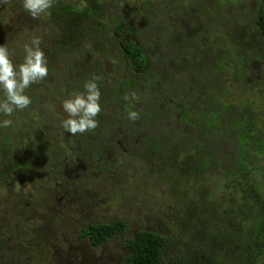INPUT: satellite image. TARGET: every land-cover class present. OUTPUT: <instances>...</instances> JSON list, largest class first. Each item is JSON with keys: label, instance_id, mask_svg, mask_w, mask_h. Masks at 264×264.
<instances>
[{"label": "trees", "instance_id": "obj_1", "mask_svg": "<svg viewBox=\"0 0 264 264\" xmlns=\"http://www.w3.org/2000/svg\"><path fill=\"white\" fill-rule=\"evenodd\" d=\"M87 1L82 0L81 4H74L65 0H54L53 7L49 9V22L42 21V26L46 30L41 40V45L46 47L44 53L49 69L46 79L54 80L49 85L51 86L50 94L64 92L65 99L70 93L76 91L72 85L75 74L73 68L86 69L80 77L84 79V83L93 76L101 77L96 81L101 92L102 109L96 117L98 127L83 133L88 134L89 138L88 140L82 138L80 149L85 151L88 157H91L89 154L91 149L98 150L102 161L101 167L105 168L102 158L106 144L102 140L108 138L110 130H125L126 128L117 124L119 116L121 114L127 116L129 111L137 110L139 118L135 121L136 123L130 120L128 122L137 126L138 131L141 132V146L146 147L150 154L160 153L164 139L170 149H176L177 145L185 142L183 157L185 163L183 166L171 167L173 174L185 176V182H189L192 187L194 184L202 186L206 180L205 176L221 178L231 186L229 190H232L226 203L220 202L217 205L214 203L216 206L211 203L212 207L205 208L212 211L209 215L201 212L203 208L195 207V202L187 204L185 221L188 220L189 215H197L196 218L202 225L197 227L193 222L180 221L185 228H187L186 224L192 228L189 234L190 250L188 254L186 252V255L190 257L179 255L167 263L164 256L166 251L172 248L173 242L156 231L139 230L128 240V253L123 258L122 264H191L192 258L204 255V249H200L205 245L211 246L212 257L208 264H264V105L262 108L255 107L258 101L255 97L264 98V83L261 84L258 94L253 97L249 95L248 100L245 99L246 102L229 100L224 90L217 95L216 88L208 86L211 81L215 83L214 86L222 82L215 78H226L225 80L229 81L226 77L229 66H232V62L240 60V54L235 50H220L213 46L217 44L224 47V44H233V37L226 39L216 31L218 24L222 23V17L218 19L205 18V16L204 18L193 17V13L211 10L208 6L197 8L200 2H203L202 0H189L195 4L185 2L187 7L183 5V1L186 0H162L160 4L154 6H150L147 0H139L141 3L138 9L130 8L132 21H128L124 12L109 2ZM236 1L237 5L241 4L239 0ZM159 5L165 8L163 11L156 10L157 15L154 18L155 10L152 8ZM166 7H169V10ZM239 7L242 10L243 5ZM261 7L262 11H259L258 17L252 15L250 18L254 19V23L257 21L256 26L264 37V0ZM0 8H2L0 46L6 45L11 54L18 43L12 39L13 37L5 38V26H11L9 21L14 20L19 14L24 15L25 21L21 23L32 29V32H34V25L29 22L32 20L39 24L41 22L33 19L29 13L26 14L21 0H7V3H0ZM233 8L231 6L229 10ZM163 14L164 22L173 20L180 25L178 27L171 23L167 31L163 33L169 41L166 40L159 45L160 42L148 35L153 33L152 26H156L153 20L157 21ZM2 25L4 27H1ZM136 27L139 28L136 29ZM140 30H143L141 37L138 36ZM53 32L55 33L50 36L49 34ZM132 35H135V40L138 39L137 43L129 40ZM257 36L260 39L258 31ZM237 44L240 45V39ZM23 45L18 46L22 52ZM262 45L263 40L258 46L261 51L253 50L252 52L256 62H264ZM11 46L14 49H11ZM161 46H169L170 52L167 51L160 56ZM183 46L190 50L187 51ZM158 48L159 51H157ZM110 50L114 52L120 68L131 70L132 77L119 82L116 89L107 87L106 90H102V84L109 82L110 77L104 78L100 74L87 72L90 67L87 63L94 55L92 53H98L101 58H104ZM20 55H24V52ZM11 56L17 65L23 61L22 56L21 58H17L14 54ZM178 56L182 57V60ZM166 61L168 63L165 65ZM161 62H163L165 77H173L168 73L174 70L173 65L179 73L176 77L185 74L186 84L183 95L176 97L175 91H171V85H165L159 81L160 76L157 75V70H162L159 65ZM60 63L63 66L57 69L56 65ZM95 69L100 72L104 70L101 65H97ZM76 73L78 74V70ZM44 81L32 84L26 90V94L32 100L27 109L15 111L12 117L0 115V121L6 118L15 120L9 128L0 127V165H5L3 167L5 176L0 179V186L3 184L10 186V180L13 182L15 178L17 181L16 178L21 177L20 174L26 175L32 171L34 161L39 159L46 161L54 158V170L47 172L52 177L64 175L63 171L61 174L58 172L59 168H64V158L79 159L77 147L75 148V145L70 142L71 134L70 137L59 134L58 139L52 135L56 143L51 144L50 135L45 133L41 135V132L35 130L36 119L40 118L38 115H40V100L45 90ZM241 81L238 87L244 89L241 86L248 84L247 80ZM249 82L258 87L254 81ZM146 85L148 86L145 92L147 96L145 109L134 106L143 99L141 96L137 100L121 101L123 95L133 86V89H136L134 91L137 92L140 86ZM58 95L54 102L58 101ZM2 96L3 93L0 92V97ZM113 104H116L115 108L109 110L108 107ZM233 104H241V107H237L240 111L237 115L229 113ZM171 110L176 111L171 119L175 123V129H172L168 136H165V133L159 136L148 135L147 127L163 124L161 119L158 120L155 116L163 111ZM183 128H185V134L180 133ZM225 135L230 138H225ZM21 136L27 143L33 145L23 149L22 157L17 160L16 150L20 148ZM87 141H90L92 146ZM102 143L105 146H102ZM184 147L181 151H184ZM93 161L96 159L93 158ZM81 169L84 170V166H81ZM48 178L51 177L48 176ZM205 195L203 193L200 196L205 202L212 198ZM206 204L210 205L208 202ZM217 208H219L218 211H216ZM205 219L208 220L207 223ZM127 230V223L122 220L112 223H91L80 232L79 237L88 239L91 246L98 249L110 239L125 234ZM197 230H199L197 233L199 236L195 237ZM167 234L170 232L168 231Z\"/></svg>", "mask_w": 264, "mask_h": 264}, {"label": "rangeland", "instance_id": "obj_2", "mask_svg": "<svg viewBox=\"0 0 264 264\" xmlns=\"http://www.w3.org/2000/svg\"><path fill=\"white\" fill-rule=\"evenodd\" d=\"M100 1L109 2L118 7L124 12L128 21H132L130 8L136 7L138 9L141 3L139 0ZM241 1H245L247 3L246 8H249L253 3L261 0ZM147 2L150 6H154L160 4L162 0H147ZM185 2L187 4L190 2L195 4V2L186 0L183 1L184 7H187ZM209 3V0L200 2L197 8H205ZM222 3L223 1L220 0L218 5ZM164 8L165 6L160 5L152 8V10H155L153 12L155 14L154 18L157 15L156 10L163 11ZM166 8L169 10V7ZM1 10L2 8H0ZM245 14H247V18L243 19V23H245L250 34L253 32L250 47L252 50L259 52L258 46L261 41L257 36L256 22L254 23V20L250 18L251 14L246 12ZM192 15L193 17L201 16L202 18H204L203 16L215 19L224 18L221 8L208 10L204 13L197 12ZM36 20L40 21L41 24L36 23L34 20L29 22L34 25V32L21 23L25 21L24 15L19 14L14 20H10L9 25L11 26L5 24V38L13 37L12 39H15L18 43L15 49L11 46V49H14L11 54H14L17 58L24 57V55H20L23 52L19 49V45L25 44L27 41L30 43L33 36H38L41 40L45 36L46 28L42 26V21L46 22V20L44 18ZM128 23L131 24V22ZM153 23L156 26H152L151 30L153 33L148 36L160 42L159 45L167 40L163 33L167 31L171 23L178 27L180 25V23H175L173 20L164 22V14L157 21L153 20ZM1 27H4V25ZM142 31L138 32L141 33ZM216 31L218 34L221 33L222 27L220 24H218ZM54 33L49 35L51 36ZM41 47L43 51L46 49L42 45ZM250 47L241 46L239 50L252 53ZM183 48L187 51L190 50L185 46ZM226 48L235 50L234 44H229ZM160 52V56L164 55L167 52V48L161 46ZM230 53L234 52L230 51ZM98 55L101 56L100 54ZM178 58L181 59L182 57L178 56ZM102 59L100 57V60ZM105 60L104 70L101 72L97 71L95 67L89 66L87 70L89 73L100 74L104 78L110 77L111 80L109 82L106 81L105 85L102 84V90H106L107 87L116 89V85L119 82L132 77L130 69L120 68L114 52L111 50L105 55ZM167 63L168 61L165 62V65ZM73 64L75 65V63ZM159 65L162 69L157 70V75L160 76L159 81L165 85H171V91H175L176 97L183 95L186 84L185 74L176 77L179 73L174 69L168 72L173 77H165L163 62ZM62 66L63 64L60 63L56 65V68L60 69ZM172 67L174 68L175 65ZM73 69L75 70L74 79L72 80L73 89L81 91L84 79L80 77L81 73L86 72V69H81V67ZM77 70L78 74L76 73ZM247 77L252 78V71L247 74ZM53 81L46 79L43 83L45 90L40 100V115H38L40 118L36 119L37 127L35 130L41 132V135L42 133L50 135L51 138L52 135L53 137L55 135L58 139L59 134H66L70 137L71 135L60 126L61 120L67 116L62 108L64 92L61 94H50L49 89L51 86L49 85ZM239 82L232 83L222 79L221 84L214 86L215 83L211 81L208 86L215 87L217 95H220V92L224 90L229 100L235 102H238V100L246 102L249 95L250 97L256 96L261 87V84H257V87L253 86L252 82L247 81L248 84H245L246 86H241L244 89H240L238 87L240 86ZM134 86L123 95L121 101H125L124 97L126 95L131 97L132 94H135V99L130 98L129 100H137L141 96L143 99L134 106L145 109L147 105L145 92H147L148 85L145 87L140 86L137 92L134 91L136 90L133 89ZM57 95L59 99L54 102ZM255 98L258 100L255 107L262 108L264 98ZM153 101L155 102L156 100ZM115 105L109 106L108 109H114ZM237 107H241V104H233L229 113L239 114L240 111L237 110ZM175 113V110L163 111V113L155 116L156 119H161L163 124L147 127L148 135L159 136L165 133V136H168L169 132L175 129V123L171 120ZM119 117L117 124L120 127L132 126V123L128 122L127 116L121 114ZM14 121L13 119V123ZM43 122L49 123L45 124ZM180 129L182 128L180 127ZM180 133L185 134V128ZM115 135V132L108 133L109 138L115 137ZM225 138H230V136L225 135ZM77 141V144L74 145L75 148L77 147L79 160L81 161L82 158L86 160L82 165L85 170H80L78 173L77 171H66L65 175L48 178L47 172L54 170V158L46 161L39 159L34 161L32 171L26 175L20 174L21 177H17V181L15 178H13V182L10 180V186H5L4 184L0 186V264H122L123 258L128 253L127 242L139 230L156 231L173 242L172 248L168 249L164 256V260L167 263H170L174 257L179 255L190 257L186 255V252L188 254L190 250L189 234L192 228L189 224H186L187 228H185L180 224V221L193 222L197 227L202 225L196 218L197 215H189L188 220L185 221L187 204L195 202V207L198 209L203 208L201 212H206L209 215L212 211L205 208L212 207L211 203L212 205L214 203L217 205L220 202L222 204L226 203L232 192V190H229L231 186L221 178L205 176L206 180H204L202 186L194 184L192 187L189 182H185V176L181 177L172 173L171 167L173 168L176 165L183 166L185 163V158H183L185 155V142L182 145H177L176 149H170L164 139L162 140L160 153L150 154L146 147L141 146V140L135 141V138L128 141L121 140L120 144L115 146H111L105 140L106 148L104 149L105 154L102 160L106 167L102 168L98 150L91 149L89 154L92 158L88 157L86 159L85 151L80 149L81 140L77 139ZM50 143L54 144L56 140L53 141L52 138ZM90 144L92 146L91 142ZM19 145L20 148L18 147L16 150L17 160L22 157L23 149L33 144L30 145L21 136ZM102 146L105 145L102 143ZM183 147L184 151H181ZM93 158L96 161H93ZM4 166L0 165V179L5 176ZM175 173H178V171H175ZM203 193L212 198L205 202L203 197L200 198ZM207 202L210 205L208 204L207 206ZM218 210L219 208L216 209V211ZM116 220H122L127 223V232L110 239L98 249H94L88 239L79 237L80 232L88 224L112 223ZM207 221L205 219V223ZM199 230L195 232V237L199 236L197 234ZM168 231L170 234H167ZM202 249H204L205 256L197 255L196 258H192L191 264H208L209 259L212 257L211 246L205 245L200 250Z\"/></svg>", "mask_w": 264, "mask_h": 264}, {"label": "clouds", "instance_id": "obj_3", "mask_svg": "<svg viewBox=\"0 0 264 264\" xmlns=\"http://www.w3.org/2000/svg\"><path fill=\"white\" fill-rule=\"evenodd\" d=\"M0 3H7V0H0ZM54 0H22L23 9L33 19L42 18L49 14L53 7ZM41 38L33 36L30 43L23 45V61L17 65L13 62L12 56L6 45L0 46V115L12 117L17 110L27 109L31 98L26 90L35 83L44 81L49 74L48 62L44 51L41 49ZM101 77L93 76L83 85V91H73L62 101V108L67 114L62 119L60 126L71 135L83 134L95 130L98 127L96 117L101 113V92L96 81ZM135 99L126 95L124 99ZM130 121L135 122L139 118V112L132 110L127 113ZM13 125L10 118L0 121V127L9 128Z\"/></svg>", "mask_w": 264, "mask_h": 264}, {"label": "flooded vegetation", "instance_id": "obj_4", "mask_svg": "<svg viewBox=\"0 0 264 264\" xmlns=\"http://www.w3.org/2000/svg\"><path fill=\"white\" fill-rule=\"evenodd\" d=\"M65 1L70 2V3H74V4H76V3L81 4L82 3V0H71V1L65 0ZM78 1H80V2H78ZM88 1L90 2V0H88ZM202 1H207V0H202ZM209 1H210V3L208 4V7L211 8V10H216V8H221V11L224 15V18H222V20H221L222 23L220 24V26L222 27L221 34L226 39H230L233 37V44L235 46V51L240 54V60L232 62V66L231 65L229 66V71H228V74L226 75V77L232 83H236V82H239V81L244 80V79H246L248 82L254 81L255 85H257V84L259 85V84L264 83V62H256L253 59V55H252L253 53H246L245 51L239 50V48L241 46L242 47H250L252 39H253V32L250 34L245 23H243V19L247 18V14H245V12L258 17L259 11L260 12L262 11L261 4H262L263 0H261L260 2L253 3V5L249 8H246L247 3H245V1L239 0V2L241 3L240 5H243L242 10L239 7L240 5H237L236 0H222L223 3L221 5H218L220 0H209ZM231 6L234 8L232 10H229V8ZM243 11H245V12H243ZM245 15H246V17H244ZM48 17H50V13L48 15L43 16L42 18H44L47 22H49ZM193 19L198 20L196 18H193ZM252 20H254V19H252ZM256 31H258L260 34V40L261 41L263 40L262 49H264V37L262 36L258 27L256 28ZM135 32H136V30H135ZM142 34H143V31L141 33L138 32L139 37H141ZM136 35H137V33H136ZM238 39H240V45L237 44ZM129 40L131 42L136 41L135 43H137L138 39L135 40V35H132L129 38ZM234 41L236 44L234 43ZM213 46L219 48L220 50H229L226 48V46H227L226 44H224V47L217 45V44H214ZM166 48H167V51L170 52V47L168 46ZM251 50H252V48H251ZM157 51H158V49H157ZM226 52H229V51H226ZM252 52H253V50H252ZM92 54H94V55L92 56V58L90 57V60L87 63V65L90 67H96L97 65H101L102 67H104V65L106 63L105 57L101 60L102 62H100L101 56H99L98 53H92ZM174 69L178 72L176 67H174ZM251 71H252V78H248L247 74ZM215 79L219 80V81L222 80V78H215ZM224 79H226V78H224ZM201 95H202V93H201ZM110 132H115L116 133L115 137H111V138L108 137V139L105 138L102 141L106 140L108 143L111 144V146H115L116 144H120L121 140L128 141L132 138H135V141H137V140L141 139V132L138 131L137 126L135 124L132 126H127L125 130H121V131L110 130L109 134H110ZM82 138L83 139L86 138V140H88L89 135L88 134H80V133L76 134L74 136L72 135V137H71L72 140L70 142L72 144H76L78 142L77 139L82 141ZM88 142L89 141H87V143ZM85 158L87 159L88 156H85ZM90 158H92V157H90ZM67 161H69L68 164H67ZM63 162H64V164H63L64 168L63 169L59 168L58 172L61 174L63 171L64 175H65L66 171H68V172L69 171L70 172L71 171H77V173H78V171L83 170V169H81V166L85 163V160H84V158H82V160L79 161V159H73V158L69 157V158H64ZM48 176L52 177L51 175L47 174V177Z\"/></svg>", "mask_w": 264, "mask_h": 264}]
</instances>
